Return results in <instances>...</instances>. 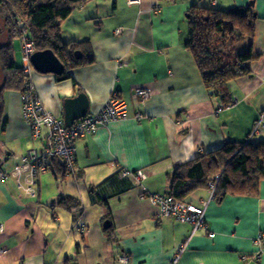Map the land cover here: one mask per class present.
Listing matches in <instances>:
<instances>
[{"label":"crops","instance_id":"1","mask_svg":"<svg viewBox=\"0 0 264 264\" xmlns=\"http://www.w3.org/2000/svg\"><path fill=\"white\" fill-rule=\"evenodd\" d=\"M249 1L88 0L63 21L61 42L88 41L93 60L70 68L63 81L34 70L41 104L63 119L67 98L83 93L89 115L116 93L128 115L79 139L69 174L51 159L28 193L29 171L14 170L27 150L42 149V141L32 139L21 116L20 89L0 94V169L9 173L0 178V264H170L182 245L176 264H264V245L254 244L264 234V180L255 196L219 202L198 189L188 203L204 208L209 230L195 233L189 223L162 218L144 196L167 194L178 166L227 142H246L254 129L250 140L264 141V125L256 122L264 124V0L251 7ZM193 6L251 8L256 16L246 46L259 56L251 76L228 83L229 107L203 86L187 47ZM138 87L148 90L146 99H135ZM136 170L146 176L135 178ZM70 196L76 202L52 206ZM122 255L128 261H120Z\"/></svg>","mask_w":264,"mask_h":264},{"label":"trees","instance_id":"2","mask_svg":"<svg viewBox=\"0 0 264 264\" xmlns=\"http://www.w3.org/2000/svg\"><path fill=\"white\" fill-rule=\"evenodd\" d=\"M86 1L0 0V19L8 38L5 44L0 45V94L4 90L22 88V65L18 66L14 61L12 46L13 39L20 38L22 33L33 40L36 51L51 50L59 58L65 70L57 76V81L69 78L70 68L92 62L88 41L63 44L60 34L63 21ZM187 17V47L193 55L202 84L210 95L220 98L224 107H229L233 98L228 83L239 77L251 76L250 65L259 56L253 54L250 44L244 52L235 49L238 42L252 36L256 16L251 8L238 15L233 9L223 11L193 6ZM2 107L0 95V115ZM4 123L1 119L0 127ZM250 138L242 143L227 142L218 150L178 166L171 174L167 195L186 204L198 189L209 190L213 186L212 198L218 202L232 195L255 196L264 180V141L252 142ZM52 161L65 174L64 163L54 158ZM72 202L76 200L71 196L59 197L52 206L67 207Z\"/></svg>","mask_w":264,"mask_h":264},{"label":"built area","instance_id":"3","mask_svg":"<svg viewBox=\"0 0 264 264\" xmlns=\"http://www.w3.org/2000/svg\"><path fill=\"white\" fill-rule=\"evenodd\" d=\"M128 2L129 4L138 3L139 0H128ZM20 36L21 70L24 72V76H26L24 79V86L20 92L22 105L21 116L31 129L30 135L32 139H41L42 149L39 151L33 148L22 154L20 157L21 165L14 170V173L18 174V170L23 168V166L29 171L30 178L24 185V189L28 193H31L36 175L35 173L38 171H46L51 159L57 157L61 158L65 165V171L69 174L73 171L76 153L75 144L79 139L90 135L99 127L107 126L110 122L125 120L128 112L126 101L119 98L116 93H112L99 110L78 119V121H75L74 124L70 126H66L62 118L54 116L41 104L38 93H36V90H34L30 82L33 72L30 56L34 53L36 47L30 37L23 35V33ZM148 95V90L146 91L140 87L136 88L135 99L143 100L146 99ZM140 117V114L137 115V118ZM259 122L257 126L262 124L261 121ZM256 131L257 130L254 129V132ZM127 174L128 171L122 173V176H127ZM8 175V172H4L0 169V178H7ZM209 191L210 197L212 198L214 193L213 186ZM144 196H147L151 203L158 206V214L162 218H172L183 223H189L192 226V233L199 231V229L209 230L208 226L205 224V213L202 206L176 201L167 194L151 193ZM2 229L3 227L0 225V232H2ZM214 235V232H208L209 237H214ZM254 244L257 247H263L264 234L258 233L255 237ZM184 248L185 245L178 248L177 255L170 264L177 263L176 260L178 255L185 250ZM4 251L5 248L0 247V255H2ZM119 260L126 262L128 261V257L122 255Z\"/></svg>","mask_w":264,"mask_h":264},{"label":"water","instance_id":"4","mask_svg":"<svg viewBox=\"0 0 264 264\" xmlns=\"http://www.w3.org/2000/svg\"><path fill=\"white\" fill-rule=\"evenodd\" d=\"M254 1L251 0L248 3V6H253ZM245 8L240 7L235 10L237 14H243ZM1 32V28H0ZM30 61L32 63L33 69L36 70L38 73L42 74H55L61 75L64 72L63 65L61 64L58 57L55 56L54 52L51 50H41L35 51L30 56ZM1 88V83H0ZM64 104V124L70 126L74 124L75 121L78 119L87 116V110L89 103L87 101L86 96L83 93L77 94L76 97L67 98Z\"/></svg>","mask_w":264,"mask_h":264},{"label":"rangeland","instance_id":"5","mask_svg":"<svg viewBox=\"0 0 264 264\" xmlns=\"http://www.w3.org/2000/svg\"><path fill=\"white\" fill-rule=\"evenodd\" d=\"M3 24V21L0 19V28H1V32H0V45H3L7 42V36H6V33L3 31L4 30V25ZM247 39H244V40H241L240 42H238V44L236 45L235 49L238 50L239 52H244L246 51L245 47H246V44H247ZM20 44V38L17 37L15 39H13V42H12V46L14 48V54H13V59L14 61L16 62V64L19 66L22 62V59L20 57V54H21V47L19 46ZM35 52V51H34ZM34 70V69H32ZM21 71V83H20V86L23 87L24 86V79L26 78V76H24V72L22 70ZM0 77H1V72H0ZM33 85V88L35 90V85H34V82H33V77L31 78V81H30ZM22 90V88H21ZM20 90V92H21ZM262 122V120H260ZM257 123H260L259 121H256ZM264 124H261V125H258L257 127H263ZM132 172V171H131ZM135 178L137 177H145L146 176V173L143 171V170H136L135 173ZM3 230V229H2ZM258 235V234H257Z\"/></svg>","mask_w":264,"mask_h":264},{"label":"clouds","instance_id":"6","mask_svg":"<svg viewBox=\"0 0 264 264\" xmlns=\"http://www.w3.org/2000/svg\"><path fill=\"white\" fill-rule=\"evenodd\" d=\"M36 51V50H35ZM22 64V63H21ZM31 65H32V63H31ZM32 69H33V66H32ZM33 72H34V70H33ZM32 77H33V74H32Z\"/></svg>","mask_w":264,"mask_h":264}]
</instances>
